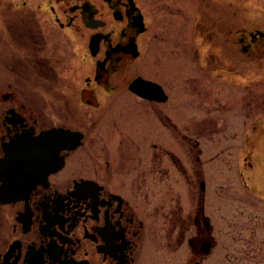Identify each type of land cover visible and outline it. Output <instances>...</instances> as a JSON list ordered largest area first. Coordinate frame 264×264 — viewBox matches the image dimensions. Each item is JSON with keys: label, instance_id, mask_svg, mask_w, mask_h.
I'll return each instance as SVG.
<instances>
[{"label": "flooded vegetation", "instance_id": "obj_1", "mask_svg": "<svg viewBox=\"0 0 264 264\" xmlns=\"http://www.w3.org/2000/svg\"><path fill=\"white\" fill-rule=\"evenodd\" d=\"M170 1L0 0V162L43 136L0 173V264H165L185 244L189 264L211 255L199 147L228 128L229 91H243L241 61L264 59V29L237 25L245 0ZM138 77L166 100L132 93ZM132 97L151 107L164 142L193 149L191 171L162 143L139 156ZM180 99L193 121L181 129L164 111ZM172 175L197 189L192 209ZM245 186L252 196L234 200L240 264H264V187Z\"/></svg>", "mask_w": 264, "mask_h": 264}, {"label": "rangeland", "instance_id": "obj_2", "mask_svg": "<svg viewBox=\"0 0 264 264\" xmlns=\"http://www.w3.org/2000/svg\"><path fill=\"white\" fill-rule=\"evenodd\" d=\"M173 1L171 0L170 3ZM245 6L248 7L247 12H244V14L237 13L235 16L237 25L240 21L242 27L248 24L247 27L250 25V27L258 26L260 29H264V0H245ZM245 17L246 19H244ZM172 20L177 21L178 18L174 17ZM240 67L242 82H238V86H241L243 91L240 88L236 89L237 91H229L228 96L230 99L231 94L238 93L230 101L231 104H234V107L238 105L226 118L229 123L228 128H220L222 131L225 130L222 133L226 135V138L220 133L218 137H215L217 139L215 143H213L214 141L209 143L207 140H202L199 147L200 150H204L201 158L203 160V180L206 182V210L213 230L210 237L215 244L211 250V255L206 258L196 254L195 261H199L201 264H240V243L237 239V229L235 227L236 202L234 200L252 196L251 193L247 192L246 181L249 184L254 181L257 188L261 190L264 187V59H256L246 63L241 61ZM132 73L136 74V70ZM252 97L255 98V102L248 105L249 98L251 101ZM242 98L245 99L244 105L242 104ZM180 101L185 104L182 103L178 110L169 109L172 104H168L165 105L164 111L171 115L181 129L184 126H191L193 121L187 106L188 100L180 99ZM130 103L128 107L132 113L131 119L134 123L136 143L141 145L139 156L142 159L149 158L153 152L151 144L162 143L169 152H174L176 156L183 157L181 160L184 161L187 171H191L194 163L191 162L193 158L190 159L189 156L194 155L193 149L188 151V145L184 146L183 151L186 152L184 157L183 151H181L182 148L173 147L176 144V138L172 137L168 142L166 140L167 143L161 139L160 123L157 122L151 107L145 108V103L133 97ZM240 104L245 109L243 113L240 111L242 109ZM229 107L232 108L230 104ZM199 115H201V118L206 117L204 114ZM245 118L248 119V129L242 124ZM251 122H257L252 126L257 127L256 131L260 132L258 136L251 132ZM168 134L172 136L171 132ZM217 153L221 154L218 155ZM216 155L218 156L216 157ZM171 172L175 173V170L172 168ZM175 178L172 175L171 186L173 192L180 193L183 204L192 209L193 199L196 200L197 198V189L194 192L191 190V185L187 186L184 179L175 180ZM200 179L202 178H199L198 181ZM249 190L251 189L249 188ZM194 193L196 194L195 197ZM177 252L176 259L170 258L168 263L163 259V263L189 264L193 261L190 260L192 256L187 244Z\"/></svg>", "mask_w": 264, "mask_h": 264}, {"label": "water", "instance_id": "obj_3", "mask_svg": "<svg viewBox=\"0 0 264 264\" xmlns=\"http://www.w3.org/2000/svg\"><path fill=\"white\" fill-rule=\"evenodd\" d=\"M92 44L93 43L90 44V47H91V50H92V52L94 54L93 45ZM130 90L136 96H139L140 98H143V99H146V100L156 101V102H158V101L162 102V101L166 100L164 91H162V88H161L160 85L155 84L154 82H150L148 80L145 81V80H143L140 77L136 78V80L131 82ZM47 133H49L48 134L49 136L54 137V132L53 131H50V132H47ZM56 136H57V134H56ZM42 139H43V136H41V137L39 136L33 142L31 141V142L22 143L21 141L20 142L18 141L17 144L15 145L16 148H17V151H12V149H10V148L9 149L8 148L4 149L6 156H5V159H2V161L0 162V173H3L5 171L4 174H6L8 172L7 165L9 164V162L10 163L11 162H19L20 158L15 157V156H10L11 154L22 155V154L34 152V151H30L29 148H31L33 146H38L40 143H42V142H40V141H42ZM63 146L64 145H61L60 147L63 148ZM70 147L74 148L75 145H72ZM35 152H39V151H35ZM5 178L6 177H4V176L0 177V180L3 181V183H4ZM206 226L210 227V223L206 222ZM210 246H211V244L206 243V242H205V244L202 245L201 251H202L203 255H206V254H208L210 252L209 251ZM196 264H200V263L196 262Z\"/></svg>", "mask_w": 264, "mask_h": 264}]
</instances>
